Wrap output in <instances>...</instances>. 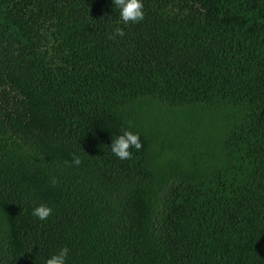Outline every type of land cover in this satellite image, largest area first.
<instances>
[{
	"label": "trees",
	"instance_id": "trees-1",
	"mask_svg": "<svg viewBox=\"0 0 264 264\" xmlns=\"http://www.w3.org/2000/svg\"><path fill=\"white\" fill-rule=\"evenodd\" d=\"M142 3L0 0V264H264V0Z\"/></svg>",
	"mask_w": 264,
	"mask_h": 264
},
{
	"label": "clouds",
	"instance_id": "clouds-1",
	"mask_svg": "<svg viewBox=\"0 0 264 264\" xmlns=\"http://www.w3.org/2000/svg\"><path fill=\"white\" fill-rule=\"evenodd\" d=\"M113 5L119 10L120 21L123 24L139 23L144 19V5L142 0H112ZM124 31L120 27H116L113 34L109 37L114 39L116 36H123ZM140 150L142 145L139 140V135L131 131H124L115 140H112L110 145L111 152L120 160H128L132 158L129 151L130 148ZM72 163L78 166L81 161L78 157H74ZM55 183V180H53ZM52 214V209L46 205L40 204L32 210V215L41 221L47 220ZM68 248L64 247L57 254L52 255L46 260V264H65L68 255Z\"/></svg>",
	"mask_w": 264,
	"mask_h": 264
}]
</instances>
